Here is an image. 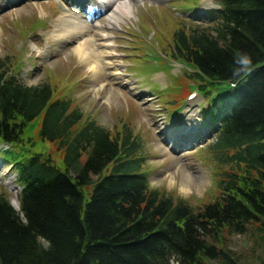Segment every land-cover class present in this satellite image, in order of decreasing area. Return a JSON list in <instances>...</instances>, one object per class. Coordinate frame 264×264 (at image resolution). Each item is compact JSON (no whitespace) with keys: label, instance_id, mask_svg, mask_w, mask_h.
<instances>
[{"label":"trees","instance_id":"trees-1","mask_svg":"<svg viewBox=\"0 0 264 264\" xmlns=\"http://www.w3.org/2000/svg\"><path fill=\"white\" fill-rule=\"evenodd\" d=\"M213 2L170 50L192 70L200 115L218 131L216 161L229 167L199 210L149 187L129 130L117 139L81 123L49 84L27 86L0 61V145L13 149L0 167L21 186L20 211L0 190V264H246L223 243L250 230L264 264V0ZM41 114L38 137L63 151L62 167L23 144Z\"/></svg>","mask_w":264,"mask_h":264},{"label":"rangeland","instance_id":"rangeland-1","mask_svg":"<svg viewBox=\"0 0 264 264\" xmlns=\"http://www.w3.org/2000/svg\"><path fill=\"white\" fill-rule=\"evenodd\" d=\"M81 2L0 0V61L27 86L49 84L54 99L69 100L73 108L80 110L81 123L94 121L117 139L129 130L138 144L137 156L143 158L142 170L152 190L175 201L182 200L194 210L213 202L219 196L220 174L229 167L216 161L212 146L218 131L212 130L209 121L200 116L202 97L196 95L188 100L197 91L194 78L187 75L185 67L173 63L170 50L174 32L203 23L206 10L214 8L215 3L213 0L133 1L132 17L118 22L112 34L113 61L123 67L129 84L110 83L93 91L90 73L73 54L76 41L61 43L51 37L52 30H58L63 13L76 10L86 13ZM195 7L197 12L192 14ZM109 92H115L117 98L106 103L103 97ZM192 108L198 110L195 126L190 132L179 133ZM41 120L42 117L37 118L24 131L23 144L29 147L33 143L35 151L50 156L62 167L63 151L56 143L38 137ZM172 134L174 138L169 143ZM12 150L0 155L8 160ZM182 169L194 174L203 172L204 185L183 195L178 188L169 189L167 182H162L167 173L181 174ZM1 188L11 202L18 200V186L12 176L1 178L3 191ZM89 189H84L85 195ZM225 237L223 244L240 261L259 263L262 241L257 232L250 230L245 235Z\"/></svg>","mask_w":264,"mask_h":264},{"label":"bare ground","instance_id":"bare-ground-1","mask_svg":"<svg viewBox=\"0 0 264 264\" xmlns=\"http://www.w3.org/2000/svg\"><path fill=\"white\" fill-rule=\"evenodd\" d=\"M133 1L141 3L143 0ZM133 1L82 0L81 3L86 13L84 12L83 15L79 10L74 13H63L64 15L58 20V30H52L51 37H55L61 43L76 41L73 54L90 73L91 84L95 86L92 87L93 91H98L110 83L129 84L124 78L123 67L113 61L115 55L113 54L112 34L118 22L129 20L132 17ZM97 85L99 86L96 87ZM129 90H132V87ZM112 98H117L115 92L107 93L103 100L110 103ZM197 111L193 108L188 110L189 114L179 133L192 131L197 120ZM173 138V134L168 137L169 143ZM173 146L176 144L174 143ZM162 182H167L169 189L178 188L183 195H187L192 188L199 190L205 183L203 172L198 171L194 174L192 171L183 169L181 174L167 173L162 178ZM12 205L18 209L17 200H13Z\"/></svg>","mask_w":264,"mask_h":264},{"label":"snow or ice","instance_id":"snow-or-ice-1","mask_svg":"<svg viewBox=\"0 0 264 264\" xmlns=\"http://www.w3.org/2000/svg\"><path fill=\"white\" fill-rule=\"evenodd\" d=\"M244 63H247V61H244Z\"/></svg>","mask_w":264,"mask_h":264}]
</instances>
